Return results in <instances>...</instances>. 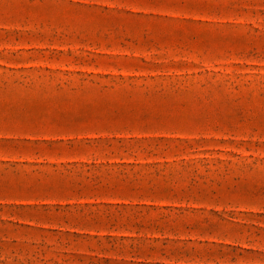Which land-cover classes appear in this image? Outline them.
Wrapping results in <instances>:
<instances>
[{
  "label": "rangeland",
  "instance_id": "obj_1",
  "mask_svg": "<svg viewBox=\"0 0 264 264\" xmlns=\"http://www.w3.org/2000/svg\"><path fill=\"white\" fill-rule=\"evenodd\" d=\"M0 264H264V0H0Z\"/></svg>",
  "mask_w": 264,
  "mask_h": 264
}]
</instances>
